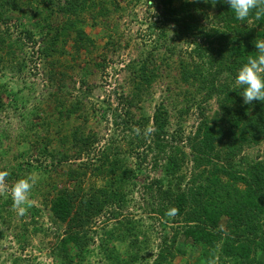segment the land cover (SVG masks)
Masks as SVG:
<instances>
[{
	"label": "rangeland",
	"instance_id": "obj_1",
	"mask_svg": "<svg viewBox=\"0 0 264 264\" xmlns=\"http://www.w3.org/2000/svg\"><path fill=\"white\" fill-rule=\"evenodd\" d=\"M183 1L171 0L175 7ZM113 2L105 0L81 12L78 27L90 39L87 47H76L74 34L64 35L57 51L49 56L43 53L47 31L41 27L49 22L56 27L65 15L51 13L53 7L49 14L44 10L37 14V5L43 4L37 0H14L0 8V35L7 43L20 39L26 45L18 51L17 63L4 60L0 64V172L7 173L0 180V264H60L55 249L67 224L53 218L50 206L58 186L67 181L58 153L70 149L64 141L76 126L93 137L91 150L74 163L93 160V165H100L96 156L106 151L127 160L135 176L126 188V202L117 209L118 220L107 208L93 220L86 252L78 255L73 247L75 264H130L137 252H141L140 257L132 264H153L164 240L171 243L175 228L180 226L170 221L172 216L158 217L153 209L150 187H155V180L166 178L162 166L166 155L160 156L156 148L152 118L163 104L172 114L169 131L181 129L186 136L195 130L203 114L212 115L217 103H205L202 110L191 107V94L177 81V71L166 68V62L173 66L176 56L166 57L167 46L158 33L162 26L170 31L176 27L165 23L160 0ZM112 40L116 47L107 49ZM187 46L184 42L185 49ZM144 62L151 68L160 67V75L152 86L135 91L136 69ZM8 64L15 68H6ZM134 95L138 97H131ZM72 104L77 110L69 113ZM187 107L191 109L186 122L178 127L173 114ZM146 129L151 131L146 133ZM246 155L264 158V145L245 146L241 156ZM27 177H34L35 183L27 200L16 206L12 186ZM85 184L103 187L107 176L93 177ZM129 220L138 223L137 246L132 243L135 237L123 232L121 222L128 225ZM222 228L226 229L225 222ZM183 244L188 247L181 237L180 246ZM165 264L203 263L194 251Z\"/></svg>",
	"mask_w": 264,
	"mask_h": 264
},
{
	"label": "trees",
	"instance_id": "obj_2",
	"mask_svg": "<svg viewBox=\"0 0 264 264\" xmlns=\"http://www.w3.org/2000/svg\"><path fill=\"white\" fill-rule=\"evenodd\" d=\"M9 1L0 0V8L14 0ZM37 1L43 3L39 8L37 5V14L43 10L49 14L48 9L53 7L51 13L60 12L66 16L56 27L50 22L41 27L47 31L45 56L57 51L64 35L74 34L76 47H87L90 39L78 27L80 14L86 7L105 3V0ZM160 2L165 23L172 22L176 27L170 31L162 26L158 33V39L166 43V57L176 56L173 66L166 62V68L177 71V81L187 94H191V107L202 110L205 103L215 101L217 109L211 116L203 114L195 130L186 136L181 129L169 131L172 114L163 104L154 112L153 138L160 156L166 155L162 165L166 178L155 180V187H150L153 209L158 217L167 218L169 210L175 208L176 214L170 221L180 226L175 228L171 243L164 240L153 264H165L177 255L186 256L194 251L203 264L214 261L264 264V158L241 156L245 146L264 145V102L244 104L242 95L233 89L240 66L249 57L258 55L254 40L264 39V11L261 10L264 4L253 10L246 21H239L229 5L219 0L215 4L211 0H184L176 7L171 0ZM184 42L188 44L186 49ZM25 47L20 39H10L7 43L5 36L0 35V49H3L0 64L4 60L17 63L18 51ZM114 47V40L107 42V49ZM5 67L15 68L9 64ZM160 70V67H149L146 62L141 64L136 69L138 81L133 83L134 90L144 85L152 86ZM68 109L69 113L76 111L77 105L72 104ZM189 109L182 108L173 114L178 127L186 122ZM92 137L76 126L69 139L64 141L70 149L58 153V163L66 168L67 181L58 186L50 209L53 218L67 224L55 249L60 264H75L73 247L77 248L78 255L86 252L96 216L109 208L113 211L111 217L118 220L120 212L117 209L126 202V188L135 176V170L127 160L106 151L96 156L102 162L100 165H93V160L74 163L84 152L91 150ZM106 176L107 184L103 187L85 184L93 177ZM128 223L121 222L123 232L135 237L134 245L139 244L138 223L131 220ZM181 237L188 247L186 244H183L185 248L180 246ZM140 254L137 252L132 256L130 264Z\"/></svg>",
	"mask_w": 264,
	"mask_h": 264
},
{
	"label": "clouds",
	"instance_id": "obj_3",
	"mask_svg": "<svg viewBox=\"0 0 264 264\" xmlns=\"http://www.w3.org/2000/svg\"><path fill=\"white\" fill-rule=\"evenodd\" d=\"M207 2V0H206ZM213 4L217 0H211ZM220 3L228 4L230 10L239 21H246L250 13L258 9L264 0H219ZM264 11V9H261ZM259 19V13L257 14ZM255 47L258 55L249 57L237 71L235 77L236 89L243 97L244 104H252L253 101L264 102V39L256 38L254 40ZM137 134L140 130L135 129ZM151 129H146V133ZM7 176L6 172H0V180ZM35 183L34 177L20 178L12 186L11 197L16 206L22 205L28 198L33 184ZM176 209H170L167 215L174 216Z\"/></svg>",
	"mask_w": 264,
	"mask_h": 264
}]
</instances>
